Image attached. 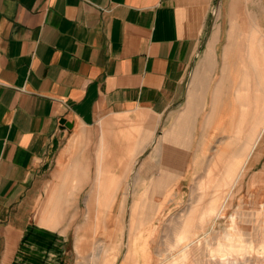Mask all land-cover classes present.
Instances as JSON below:
<instances>
[{
  "label": "crops",
  "instance_id": "1",
  "mask_svg": "<svg viewBox=\"0 0 264 264\" xmlns=\"http://www.w3.org/2000/svg\"><path fill=\"white\" fill-rule=\"evenodd\" d=\"M215 1L0 0V264H67L60 225L67 212L78 214L82 189L90 186L83 215L128 212V195L118 204L119 191L132 175L137 187L142 174L152 172L136 158L153 142L159 140L164 161L159 175L152 172L150 178L152 198L147 186L131 207L158 208L167 199L184 197L181 180L190 184L197 174L204 180L208 172L200 174L201 152L212 149L209 169L222 172L228 159L243 157L244 137L238 131L244 126V79L238 71L243 63L237 61L243 48L237 29L230 33L235 41L227 34L194 155L188 158L195 121L207 105L206 99L199 101V89L210 87L205 72L195 75L176 125L159 134L168 111L186 96L197 56L205 54L203 69L216 67L218 42L208 43ZM229 68L235 71L230 78ZM229 86L236 93L229 94ZM259 115V125L264 124V111ZM62 118L72 126L62 125ZM230 124L236 133L229 136ZM66 132L71 145L64 159L61 153L57 181L35 216L50 158ZM123 137L133 140L124 150L115 144ZM262 140L264 134L254 154L264 153ZM228 142L235 143L231 153ZM89 147L95 150L94 162L85 154ZM81 222L79 228L88 224ZM96 223L115 229L113 221ZM82 244L79 236L78 255Z\"/></svg>",
  "mask_w": 264,
  "mask_h": 264
},
{
  "label": "rangeland",
  "instance_id": "2",
  "mask_svg": "<svg viewBox=\"0 0 264 264\" xmlns=\"http://www.w3.org/2000/svg\"><path fill=\"white\" fill-rule=\"evenodd\" d=\"M210 20L212 39L208 43L218 42V50H215L214 58L216 69L209 70L206 65L203 69L201 63L205 54L201 52L197 56L187 85L186 96L168 111L159 134L164 129L176 125L178 117L185 110L187 95L195 75L198 71L205 72L210 87L199 89L201 94L199 101L203 102L206 99L207 105L195 121L197 131L192 137L188 158L194 155L199 128L204 114L209 109L211 85L220 73L222 50L227 34L235 41L231 36L234 35L232 30L237 29L240 31L239 35H242L239 40L241 39V48H243L237 58L239 63H243L242 70L238 69V71L242 73L244 79V86L240 89L244 100V126L238 128L240 136L244 137L243 157L239 160L228 159L229 164L221 167L222 170L226 169V172H222L219 167L212 166L209 169L207 158L213 154L212 149L201 152L200 157L204 165L200 169V174L205 169L208 172L203 175L204 180H199L198 174L194 175L195 179L190 184L185 179L181 180L180 187L185 192L184 197L167 199L166 204L158 208L144 204L141 206L134 204L131 207L134 200L143 198L147 186H150L148 197L152 198L155 185L150 178L152 172L156 176L159 175L164 161L160 153L159 140L149 144L136 160L139 165L145 162L146 169L152 168V172L143 173V181L137 187L133 186L134 175H132L131 183L122 186L119 191L118 204L123 194L128 195V208H131L128 212L83 215L84 197L90 186L87 185L82 189L77 204L78 214L67 212L64 223L60 225L65 227L62 233L65 236L67 264H264V153L260 156L256 151L254 154L258 144L255 142L256 138L260 139L264 134V124L259 125L258 122L259 114L264 111V0H217L211 7ZM228 61H231L230 58ZM234 72L229 68L228 78L233 76ZM228 90L229 94L236 93L235 87L229 86ZM68 118L73 117L70 115ZM138 118L139 115L132 119ZM229 126L227 133L230 136L236 133V127L232 128L231 124ZM216 130L214 125L211 139H214ZM127 139L123 137L115 144L123 146L121 148L124 150L133 143V140ZM62 142L60 148L53 152L50 158L45 193L38 201L35 216L46 198L48 189L57 181L54 172L59 168L61 153L64 159L71 145L70 133L64 134ZM260 143L263 145L264 141ZM227 145L231 153L235 143L228 142ZM85 154L92 162L95 161L93 147L86 149ZM235 161H238L237 165ZM90 168V176L93 177L95 164ZM225 177L228 178L227 181L221 180ZM227 193L229 197L225 198ZM219 207L222 210L217 215L215 211ZM83 219L88 224L79 228ZM97 220L106 223L113 221L115 229L106 230L101 224L96 223ZM79 236H83V244L78 248L81 255H78L74 249Z\"/></svg>",
  "mask_w": 264,
  "mask_h": 264
},
{
  "label": "water",
  "instance_id": "3",
  "mask_svg": "<svg viewBox=\"0 0 264 264\" xmlns=\"http://www.w3.org/2000/svg\"><path fill=\"white\" fill-rule=\"evenodd\" d=\"M60 123H61L62 125H64V126H67V127H71V126H72V123H71L69 120H67L66 118H62V119L60 120Z\"/></svg>",
  "mask_w": 264,
  "mask_h": 264
},
{
  "label": "bare ground",
  "instance_id": "4",
  "mask_svg": "<svg viewBox=\"0 0 264 264\" xmlns=\"http://www.w3.org/2000/svg\"><path fill=\"white\" fill-rule=\"evenodd\" d=\"M258 127H259V126H258ZM263 128H264V127H263ZM259 136H260V135H259ZM256 139H257V140H256L255 142H259V141H258L259 139H258V138H256ZM256 145H257V144H256ZM254 146H255V145H254ZM237 174H238V173H237ZM234 181H235V178H234ZM234 181L232 182L231 187L233 186ZM231 187H230V188H231ZM228 194H229V193L226 194L225 198L229 197ZM224 200H225V199H224ZM222 204H223V203H222ZM220 210H222L221 207H219V208L215 211V212L217 213V215H218V212H220ZM219 214H220V213H219ZM108 219H109V218H108Z\"/></svg>",
  "mask_w": 264,
  "mask_h": 264
}]
</instances>
